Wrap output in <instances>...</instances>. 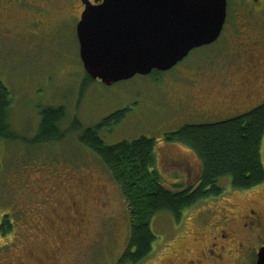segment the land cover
Segmentation results:
<instances>
[{
	"label": "rangeland",
	"instance_id": "1",
	"mask_svg": "<svg viewBox=\"0 0 264 264\" xmlns=\"http://www.w3.org/2000/svg\"><path fill=\"white\" fill-rule=\"evenodd\" d=\"M11 2L27 11L28 17L19 23L20 13L13 10L7 12L5 24L0 22V82L12 94L10 123L20 137L18 142L0 141V227L5 216L13 227L9 234L0 232V264H119L131 228L121 186L79 143L78 133L60 143L31 148L28 142L38 129L40 108L65 107L63 131L75 120L95 127L124 111L119 126L100 134L105 144L141 137L156 140L155 170L162 182L171 187L195 185L201 170L198 159L184 145L165 143L166 135L203 123L192 119L194 113L190 116L179 102L181 88L175 84L185 78L184 69L206 74L215 67L238 68L236 73L243 79L255 83L257 90L262 87L251 110L264 104V84L254 81L256 74H264V0H228L229 23L216 43L195 50L185 65L172 72L136 76L112 87L99 81L86 86L77 19L63 15L56 20L45 9L21 0ZM57 10L69 11V6ZM254 56L260 63L257 72L249 65ZM212 90L203 97L197 93L201 107L220 98L219 87ZM262 158L264 162V143ZM220 185L224 188L220 197L201 201L181 221L166 213L153 219L151 229L157 240L152 257L142 264L166 259L172 248L184 242L192 245L193 241H183L190 230L213 228L236 205L250 196L262 201L264 195V186L236 190L230 178Z\"/></svg>",
	"mask_w": 264,
	"mask_h": 264
},
{
	"label": "trees",
	"instance_id": "2",
	"mask_svg": "<svg viewBox=\"0 0 264 264\" xmlns=\"http://www.w3.org/2000/svg\"><path fill=\"white\" fill-rule=\"evenodd\" d=\"M161 73L154 71L152 75ZM85 79L86 86L97 82L88 74ZM12 104L10 90L0 82L2 142L20 141L10 123ZM38 117V129L34 138L28 142L31 148L60 143L68 135L78 133L79 143L101 161L121 186L129 209L131 228L128 247L119 264H142L152 255L157 238L151 223L156 216L166 213L181 221L185 212L201 201L220 197L224 193L220 182L227 178H230L234 189L242 191L257 188L264 183V104L235 118L189 124L166 135V144L188 147L200 163L198 182L186 188L183 184L171 187L162 182V176L155 170L156 140L141 137L112 146L105 144L100 134L103 130L119 126L125 119L124 111L110 115L95 127H84L75 120L66 131L62 130V124L67 118L65 107H41ZM12 228L5 216L0 227L1 234H9Z\"/></svg>",
	"mask_w": 264,
	"mask_h": 264
},
{
	"label": "water",
	"instance_id": "3",
	"mask_svg": "<svg viewBox=\"0 0 264 264\" xmlns=\"http://www.w3.org/2000/svg\"><path fill=\"white\" fill-rule=\"evenodd\" d=\"M84 4L77 25L80 58L86 73L106 87L171 70L193 50L217 42L228 16V0ZM257 264H264V248Z\"/></svg>",
	"mask_w": 264,
	"mask_h": 264
},
{
	"label": "flooded vegetation",
	"instance_id": "4",
	"mask_svg": "<svg viewBox=\"0 0 264 264\" xmlns=\"http://www.w3.org/2000/svg\"><path fill=\"white\" fill-rule=\"evenodd\" d=\"M21 1L45 9L56 20L63 15L77 19V24L86 8L85 0ZM89 1L92 4H101L103 2V0ZM63 4L69 6V11L62 10L63 12H61L57 10V8L62 9ZM13 10L20 13L19 17L21 19L18 17L20 21L17 22L26 21L28 17L27 11H24L20 6H16L13 2L9 3V0H0V22L2 25L6 23L7 12ZM228 23L229 2L228 17L220 38L224 35ZM185 60L186 58L168 72H172L175 68L182 66L186 62ZM249 62V65L252 66L251 69L257 72V68L260 65L258 59L254 56ZM239 70L238 68H227L224 70L223 67H215L204 71L206 74H203V72L194 74V72L190 73L189 69H184L185 78L179 79L178 84H175V86L181 88L180 97L178 98L179 102L185 107L190 116H192V112L194 113L192 119H199L198 121L203 123H211L215 119H222L220 121L228 120L250 112L249 110L254 107L253 102L262 92V87L257 90L253 86L255 83L251 84L253 82H250L249 79L247 81L243 79L242 74L236 73ZM187 71L188 73L186 74ZM259 77H261L260 80ZM254 81L258 82V84H264V74H256ZM214 87H219L220 98L212 101L211 104L206 103V108L201 107L199 105L201 99L197 93L200 97L201 95L203 97L204 92L213 91ZM250 106L251 108L249 109ZM260 186L263 187L264 183ZM255 197L250 196L249 201L233 207L227 216L222 217V221L219 220L220 226L218 224L206 231L201 230V228L195 231L190 230V233L183 241L190 240L193 241V244L188 245L187 242H184L182 247L172 248L167 258L158 260L156 264H257L259 251L264 248V195L262 201L257 200ZM151 257L147 258L146 261Z\"/></svg>",
	"mask_w": 264,
	"mask_h": 264
}]
</instances>
